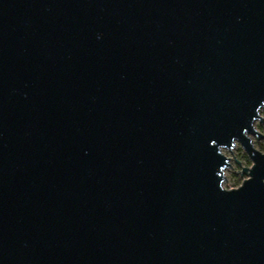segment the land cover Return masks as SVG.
<instances>
[{
	"label": "water",
	"instance_id": "obj_1",
	"mask_svg": "<svg viewBox=\"0 0 264 264\" xmlns=\"http://www.w3.org/2000/svg\"><path fill=\"white\" fill-rule=\"evenodd\" d=\"M262 108L264 0H0V264H264Z\"/></svg>",
	"mask_w": 264,
	"mask_h": 264
},
{
	"label": "rangeland",
	"instance_id": "obj_2",
	"mask_svg": "<svg viewBox=\"0 0 264 264\" xmlns=\"http://www.w3.org/2000/svg\"><path fill=\"white\" fill-rule=\"evenodd\" d=\"M261 113L262 115H264V108L261 109ZM256 127L264 133V121L260 122L259 120L256 121ZM254 145L256 148H258L261 151H264V137H259L257 135L254 134H250ZM232 150V151H231ZM229 150L225 147L222 148V152L224 154H226L227 156L231 157V166H228L224 169V173H225V178L222 185L225 188H230V185L232 187H239L244 179H247L250 177V174L247 172H250V169L253 165V160L250 158V156L245 152L244 148L242 147V145L240 144V142L236 141L235 145L232 147V149ZM233 152V153H232ZM234 154V155H233ZM236 158H233V157ZM236 159H238L240 161H237ZM248 167L250 169H248V171H244L243 174L239 171L243 170V167ZM239 170V171H238ZM228 181V182H227ZM230 185H229V184Z\"/></svg>",
	"mask_w": 264,
	"mask_h": 264
}]
</instances>
